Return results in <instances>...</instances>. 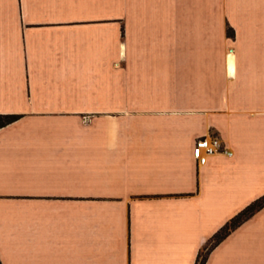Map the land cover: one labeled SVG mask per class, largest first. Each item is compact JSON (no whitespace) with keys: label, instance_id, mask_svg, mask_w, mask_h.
I'll return each mask as SVG.
<instances>
[{"label":"crops","instance_id":"crops-1","mask_svg":"<svg viewBox=\"0 0 264 264\" xmlns=\"http://www.w3.org/2000/svg\"><path fill=\"white\" fill-rule=\"evenodd\" d=\"M0 114V264H196L264 195V0H0ZM203 264H264V204Z\"/></svg>","mask_w":264,"mask_h":264},{"label":"trees","instance_id":"trees-1","mask_svg":"<svg viewBox=\"0 0 264 264\" xmlns=\"http://www.w3.org/2000/svg\"><path fill=\"white\" fill-rule=\"evenodd\" d=\"M18 117L17 114H0V126L5 125L8 122L15 120ZM264 204V195L255 199L238 213L232 216L227 222H225L205 243L202 249L197 255L196 264H203L204 259L208 251L221 240L232 228L238 225L242 220L248 217L253 211L258 209Z\"/></svg>","mask_w":264,"mask_h":264},{"label":"built area","instance_id":"built-area-1","mask_svg":"<svg viewBox=\"0 0 264 264\" xmlns=\"http://www.w3.org/2000/svg\"><path fill=\"white\" fill-rule=\"evenodd\" d=\"M215 153H224L230 155L220 141L219 137L214 135H202L195 138L192 146V156L197 163H204L208 157Z\"/></svg>","mask_w":264,"mask_h":264}]
</instances>
